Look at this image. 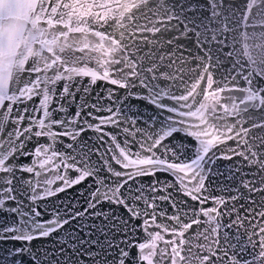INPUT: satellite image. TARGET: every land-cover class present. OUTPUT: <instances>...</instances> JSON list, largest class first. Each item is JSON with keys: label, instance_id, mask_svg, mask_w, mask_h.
Returning <instances> with one entry per match:
<instances>
[{"label": "snow or ice", "instance_id": "snow-or-ice-1", "mask_svg": "<svg viewBox=\"0 0 264 264\" xmlns=\"http://www.w3.org/2000/svg\"><path fill=\"white\" fill-rule=\"evenodd\" d=\"M196 3L172 11L194 29L196 52L180 51L207 62L203 123L185 122L183 81L172 60L152 67L147 43L103 70L13 59L0 79V264H264V136L246 134L264 121V76L237 71L227 34L202 39L196 14L211 13Z\"/></svg>", "mask_w": 264, "mask_h": 264}, {"label": "water", "instance_id": "water-1", "mask_svg": "<svg viewBox=\"0 0 264 264\" xmlns=\"http://www.w3.org/2000/svg\"><path fill=\"white\" fill-rule=\"evenodd\" d=\"M175 3L176 0H0V41H3L0 79L5 83L12 80L17 71L13 67L14 58L24 63L36 59L69 67H79L81 62L88 67L92 63L96 70H103L120 58L126 59L128 51L147 43V51L152 53L150 59L156 61L152 67L172 60L168 65L171 77L183 81L177 85L181 91L173 98L181 109H186L185 122L203 123L212 99L208 87L201 83L205 79L210 81L205 76L207 62L204 61L203 67L194 66V57L180 51L185 45L188 53H195L197 49L189 36L194 29L180 30L173 22ZM41 4L45 6L43 9ZM196 6L211 13L210 16L196 14L202 39L209 29L213 39L227 34L233 66L239 65L237 71L246 69L249 76H264V0H208L204 4L197 0ZM45 11L49 13L47 17ZM45 19L47 26L40 23ZM173 28L177 29L178 36L165 39ZM21 33L25 39L20 38ZM195 58L203 61L198 55ZM231 107L225 116L233 114ZM197 116L201 119H196ZM258 123L264 121L250 124L251 132L246 130L253 140L264 136V129H257Z\"/></svg>", "mask_w": 264, "mask_h": 264}]
</instances>
